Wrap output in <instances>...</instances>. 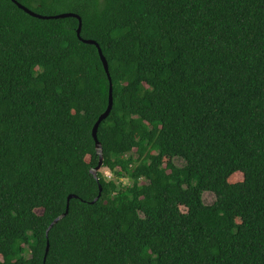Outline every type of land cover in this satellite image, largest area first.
I'll return each instance as SVG.
<instances>
[{
  "label": "trees",
  "instance_id": "16d2710c",
  "mask_svg": "<svg viewBox=\"0 0 264 264\" xmlns=\"http://www.w3.org/2000/svg\"><path fill=\"white\" fill-rule=\"evenodd\" d=\"M16 1L112 176L0 0V264H264V0Z\"/></svg>",
  "mask_w": 264,
  "mask_h": 264
},
{
  "label": "water",
  "instance_id": "95a60500",
  "mask_svg": "<svg viewBox=\"0 0 264 264\" xmlns=\"http://www.w3.org/2000/svg\"><path fill=\"white\" fill-rule=\"evenodd\" d=\"M12 1H14L24 11L28 12L29 14H31L33 16H37V17H40V18H64V17H70V16L78 18V20H79V25H78V28H77V36H78V38L82 42H84V43L93 44V45H95L97 47V50H98L100 59H101V61L103 63L104 69H105V71L107 73V76H108V79H109V93H108V99L109 100H108V107L105 110V112H103L99 116V118L97 119V121L95 122V124H94V126L92 128V137L94 139L96 152L99 155L100 159H99V164L97 165V167L95 169H93L91 172L94 175V177L98 180V178L96 176V172L102 168L101 166H102L103 156H102V146H101V144H100V142L98 140V137H97V130H98V127H99L100 123L102 122V120H104L109 115L110 110L112 108V103H113V97H112V81H111L110 74H109L108 63H107L106 58L104 57V55L102 53V50L100 48V45L96 41H94V40H91V39H83L81 37L80 32H81L82 21H81L80 16H78L77 14H74V13H60V14L51 15V16H41V15H38V14L33 13L31 10H29L25 6L21 5L20 3H18L16 0H12ZM100 190H101V187H100ZM72 197H74V195L68 196L67 206H66L65 212L62 213L60 216H58L57 218H55L53 220V222L49 225L48 230L51 229L54 224H56L59 220H61L68 213L69 200ZM98 198H99V196L93 202L97 201ZM48 230H47V232H48ZM47 251H48V246L46 248V252Z\"/></svg>",
  "mask_w": 264,
  "mask_h": 264
},
{
  "label": "rangeland",
  "instance_id": "374dc122",
  "mask_svg": "<svg viewBox=\"0 0 264 264\" xmlns=\"http://www.w3.org/2000/svg\"><path fill=\"white\" fill-rule=\"evenodd\" d=\"M134 152L131 153V155H135L133 154ZM175 164L178 166H182L183 165V161L179 158H175L174 160ZM101 171L106 175L107 178H111V173L109 171H107L106 169L102 168ZM123 184H127L128 182L126 181V179H122L121 180ZM214 200V195L210 192H205L203 194V201L207 204H210L212 201Z\"/></svg>",
  "mask_w": 264,
  "mask_h": 264
}]
</instances>
